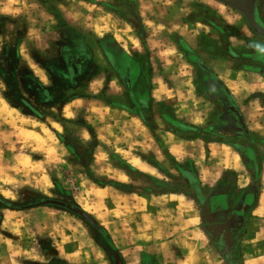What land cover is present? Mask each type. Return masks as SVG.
Returning a JSON list of instances; mask_svg holds the SVG:
<instances>
[{
  "label": "rangeland",
  "instance_id": "rangeland-1",
  "mask_svg": "<svg viewBox=\"0 0 264 264\" xmlns=\"http://www.w3.org/2000/svg\"><path fill=\"white\" fill-rule=\"evenodd\" d=\"M59 1H65L66 7L56 9ZM88 1L47 0L57 22L45 36L46 43L50 44L48 50L41 52L28 44L23 47L26 56L30 53L37 62L47 64L54 75L57 84L51 88V104L39 100V85L30 78L20 77L23 64L16 57L15 43L27 35L30 27L27 16L23 13L9 15L12 13L0 10V204L3 205L0 206V264H148L142 254L143 238L134 237L130 229L128 235L122 233L119 239L116 238L119 248L101 228V223L108 225L112 214L124 217V212L128 216L140 212L143 204L138 197L141 196L151 198L160 207L167 206L171 198L190 202L198 215L197 229H201L202 239L208 247L201 253L196 252L199 263L242 264L245 225H238L241 218L236 211L243 204L239 202L235 207L234 200L217 199L219 192L233 191L231 183L223 188H202L207 197L201 199L200 192H195L187 178V175L195 178L193 164L173 157L162 136L173 131L186 138L188 135H206V139H223V119L220 117L223 116V99L213 88H208L199 63L223 59L231 52H253L251 36L254 37V31L248 22L237 24L235 17L239 14L227 13V9L215 0H112L108 6L100 5L103 9L99 10L87 5ZM96 13L102 26L112 21L122 29L127 27L133 34L153 38V45L149 43L145 49L137 40L140 49L135 59L141 65L140 72L130 73L126 58L119 52L115 56L117 48L106 39L111 33L101 32L97 39L95 35H84L89 41L87 48L91 47L94 55L76 40L80 35L74 30L77 27L85 29L84 24L91 23L90 18ZM170 21L181 26L179 32L172 29L174 25ZM42 24L47 23H38L37 28ZM181 32L191 38L194 51L178 41ZM235 35L240 36L243 45H236ZM173 41L180 45L179 49ZM234 49L236 51H232ZM18 64L22 70L19 76ZM240 65L246 64L241 62ZM94 76H97L94 90L102 89L110 103L122 98L138 76L143 86L168 81L180 96L185 91L183 86L194 85L195 81L199 93L206 95L205 98L202 95L204 100L197 101L198 106L207 105L211 114L207 129L203 127L198 134L186 131L179 126L181 122L175 117L172 104L164 102L158 106L153 104L143 115L149 129L157 136L161 149L157 155L139 151L126 153L120 146L118 149L111 145L99 146L88 114L68 120L59 112L64 101L83 93L87 81ZM74 77L77 79L72 89L61 87V79L70 83ZM15 92L26 97L42 117L28 114L14 97ZM127 101L130 103L129 99ZM140 109L141 106L136 110ZM227 177L233 181L235 176L228 174ZM44 200L80 208L93 217L97 225L64 206L41 204ZM172 214L174 212L167 213V218ZM204 215L207 216L205 220L202 219ZM236 216L239 221L229 226V221ZM203 228L208 233L210 230L212 243L206 239ZM222 228L223 240L220 239ZM189 233L180 228L177 235L187 239ZM160 236L162 233H158L156 239ZM214 241L223 244V253H228V258L218 252Z\"/></svg>",
  "mask_w": 264,
  "mask_h": 264
},
{
  "label": "crops",
  "instance_id": "crops-1",
  "mask_svg": "<svg viewBox=\"0 0 264 264\" xmlns=\"http://www.w3.org/2000/svg\"><path fill=\"white\" fill-rule=\"evenodd\" d=\"M80 2L83 3V1ZM109 2L112 0H90L87 5H92L99 10L103 9L100 5L108 6ZM233 2L236 5L252 8L256 22L264 27V0H251L249 5L250 0H234ZM215 3L227 9V13L232 12L235 16V13L239 14V17H235L237 24H247L246 16L233 6L222 0H215ZM57 4L56 9L66 7L65 1H59ZM49 5L47 0H8L3 2L0 0V10L6 11L4 13H12L9 15L23 13L27 16L30 27L19 46V52L37 78L39 86L51 91V88H55L57 84L53 80L54 75L51 69L47 64L37 62L28 52L27 57L23 49L24 45L28 44L41 52L48 50L50 44L46 43L45 36L49 32V28L55 27L57 23ZM138 9L140 15L142 7ZM169 11L167 10V13H170ZM41 17H43V21H40ZM90 20H92L91 23L88 21L84 24L85 29L77 27L74 30L77 35H80L76 40L81 41L87 48L89 46V41L85 38V36L88 37L87 34L95 35V39H97L102 34L101 32L111 33L106 39L117 48L115 56H118L117 52H119L124 59L126 58L127 61H124L130 73L140 72L141 65L135 59V55L140 49L137 46V40L145 49L149 43L153 45V38L141 37L137 33L133 34L130 30L128 31L127 27L122 29L112 21L107 26H102L97 13L92 15ZM41 22L47 24H42V27L37 28L38 23ZM83 23L85 22L83 21L81 24L83 25ZM169 23L174 25L172 28L175 29L174 31H180L181 26L178 23L172 21ZM126 25L129 24L126 23ZM131 26L133 25L131 24ZM254 33L256 36H251L253 52L239 54L234 49L232 51H236L238 54L231 52L229 56H223V59H214L211 63H199L203 68L202 75L208 88L210 90L213 88L223 99V116H220L223 119V139L218 136L217 138L221 139H206V135L190 136L188 134L186 138L173 131H167L162 136L168 152L173 157L179 161H189L193 164L195 178L193 175H187V178L195 192H200L201 199L206 200L207 197L204 195L205 190L202 192V188H223V185L231 183L233 191L229 189L225 192L223 190L217 194V199L234 200L235 207H238L239 202L243 204L242 208L236 211L239 212L237 215L241 218L238 225H245L241 245L243 257L240 262L242 264H264V38L255 31ZM179 34L182 36L177 38L178 41L185 44V48L194 51L191 48V38L183 35L182 32ZM235 38L237 46L243 45L239 35H235ZM173 42L179 49L180 45ZM73 48L75 47L73 46ZM1 49L0 47V51ZM87 50L91 55L95 54L91 47ZM241 62L246 65H240ZM96 77L87 81L83 93L65 100L59 112L61 117L68 120H76L81 114H88L87 119L94 129L99 146L111 145L117 149L120 146L126 153L139 151L157 155L161 150L156 139L157 136L149 129V123L143 115H146V111H149L153 104L158 106L164 102L172 104L175 117L181 122L179 126L186 131L198 134V131L203 127L207 129L211 114L208 112L207 105L198 106L197 101L203 98L202 95L204 98L206 95L199 93L195 81L194 85L187 83L186 86L185 84L183 86L185 91L180 96L176 87L169 85L168 81H163L159 85L154 83L153 86H143L139 81L140 76H138L135 82L132 78L131 82L133 83L122 98L110 103L105 98L108 96L103 95L102 89L94 90L93 83ZM76 79L77 77H74L72 81H69L70 83L61 79L60 85L63 88L72 89L76 85ZM107 93L108 91L105 94ZM51 100L50 98L45 103L51 104ZM140 106L142 109L137 111V107ZM129 163L134 166L132 161ZM249 163L252 165L250 166ZM228 174H234L233 181L227 180ZM138 198L143 204L140 212H135L134 216L132 214L128 216V213L124 212V217L115 213L108 219L107 226L103 223L100 224L107 231L115 247L120 248L116 238L119 239L122 233H127L131 229L134 237L143 238L145 241L141 248H143L142 254L148 264H201L199 263L200 257L198 261L196 252L201 253L208 247L206 241L204 242L202 239L201 229L199 228L200 231L197 229L199 226L198 215L190 202L185 200L187 203L185 204L184 200H177L179 199L177 197L175 201L171 198L167 206L160 207L151 198L142 196ZM155 204L157 207H152ZM169 212H174V215L167 218ZM238 216L229 221V226L235 225L239 221ZM205 217L207 216H202V219L205 220ZM173 218H176V221H173ZM168 221H171L172 224H169ZM128 225L131 227H127ZM180 228L187 230V234L190 232L189 235H186L187 239H180V234L177 235ZM233 229L235 228L232 227ZM158 233H162L160 239H156ZM203 233L206 239L212 243L213 238L210 230L208 233L207 229L203 228ZM220 239L223 240V228ZM122 242L123 239L120 243ZM214 242L218 252L222 256L224 254L225 257H228V253H223V244L219 245L216 241ZM228 245L230 246L229 243ZM121 247L125 248V246Z\"/></svg>",
  "mask_w": 264,
  "mask_h": 264
},
{
  "label": "trees",
  "instance_id": "trees-1",
  "mask_svg": "<svg viewBox=\"0 0 264 264\" xmlns=\"http://www.w3.org/2000/svg\"><path fill=\"white\" fill-rule=\"evenodd\" d=\"M22 40H23V38L22 37H20V38H18L17 40H16V43H15V47H16V49H15V52H16V57H17V59L20 61V63L21 64H23L22 66V68L21 67H19V64H18V66H17V75L19 76V71L21 70V69H23V73L20 75V77L21 78H23V79H32V81H33V83L34 84H36L37 86L39 85L38 84V80H37V78L34 76V74L31 72V70L29 69V67L27 66V64L22 60V58H21V55H20V52H19V46H20V44H21V42H22ZM4 50V49H3ZM21 68V69H20ZM22 71V70H21ZM39 100H41V102H47L51 97H50V92L51 91H49L48 89H46V88H42L41 86H39ZM14 97L16 98V99H18L19 101H20V104L25 108V109H27L28 110V114H31V115H34V116H37V117H42L41 116V113L38 111V109L29 101V100H27L26 99V97H24L23 95H21V94H18L17 92H15V94H14ZM128 167L131 169V170H135L132 166H129L128 165ZM99 185H101V184H99ZM103 186V185H102ZM1 197V196H0ZM0 206L1 207H3V205L2 204H0ZM102 228V227H101ZM102 230L105 232V234H106V236H107V238L111 241V239H110V237H109V235H108V233H107V231L104 229V228H102Z\"/></svg>",
  "mask_w": 264,
  "mask_h": 264
},
{
  "label": "water",
  "instance_id": "water-1",
  "mask_svg": "<svg viewBox=\"0 0 264 264\" xmlns=\"http://www.w3.org/2000/svg\"><path fill=\"white\" fill-rule=\"evenodd\" d=\"M224 2H226L227 4L233 6L235 9L239 10L240 12H242L247 20L248 23L250 25V27L260 36H262L264 38V27H262L261 25H259L254 17V10L250 7H246V6H242V5H236V3H234V0H222ZM41 204L44 205H49V204H56V205H61L64 206L72 211H74L75 213L81 215L83 218L89 220L92 224L97 225V222L95 221V219L91 216H89L86 212H84L83 210H81L80 208L74 207L70 204H65L62 202H58V201H53V200H44L41 202ZM228 258V257H227ZM232 264V263H231Z\"/></svg>",
  "mask_w": 264,
  "mask_h": 264
},
{
  "label": "flooded vegetation",
  "instance_id": "flooded-vegetation-1",
  "mask_svg": "<svg viewBox=\"0 0 264 264\" xmlns=\"http://www.w3.org/2000/svg\"><path fill=\"white\" fill-rule=\"evenodd\" d=\"M229 1V0H228ZM251 4V0H250V3H248V5Z\"/></svg>",
  "mask_w": 264,
  "mask_h": 264
}]
</instances>
